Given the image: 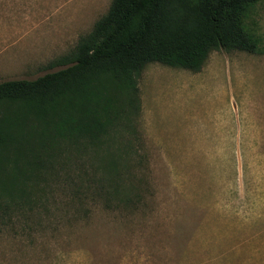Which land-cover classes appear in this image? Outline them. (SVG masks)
Returning <instances> with one entry per match:
<instances>
[{
    "label": "rangeland",
    "instance_id": "rangeland-1",
    "mask_svg": "<svg viewBox=\"0 0 264 264\" xmlns=\"http://www.w3.org/2000/svg\"><path fill=\"white\" fill-rule=\"evenodd\" d=\"M111 1L0 0V83L59 70ZM246 23L260 53L147 65L117 193L93 194L86 154L54 158L28 225H0V264H264V0Z\"/></svg>",
    "mask_w": 264,
    "mask_h": 264
},
{
    "label": "trees",
    "instance_id": "trees-1",
    "mask_svg": "<svg viewBox=\"0 0 264 264\" xmlns=\"http://www.w3.org/2000/svg\"><path fill=\"white\" fill-rule=\"evenodd\" d=\"M259 1L112 0L70 52L48 63L59 70L1 82L0 225H28L63 153L89 157L94 195L104 184L117 193L120 168L135 157L143 70L158 63L196 73L214 51L260 53L261 37L246 23Z\"/></svg>",
    "mask_w": 264,
    "mask_h": 264
}]
</instances>
